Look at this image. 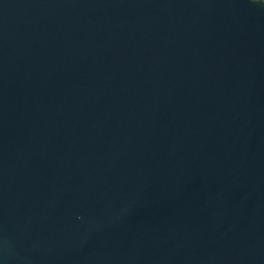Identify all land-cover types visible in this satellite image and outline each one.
<instances>
[{
	"label": "water",
	"instance_id": "water-1",
	"mask_svg": "<svg viewBox=\"0 0 264 264\" xmlns=\"http://www.w3.org/2000/svg\"><path fill=\"white\" fill-rule=\"evenodd\" d=\"M0 264H264V0H0Z\"/></svg>",
	"mask_w": 264,
	"mask_h": 264
}]
</instances>
